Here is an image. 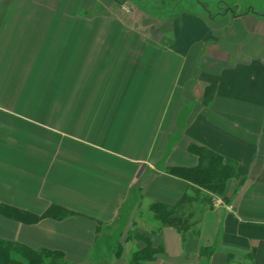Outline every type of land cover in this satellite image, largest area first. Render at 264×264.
<instances>
[{
  "label": "crops",
  "instance_id": "obj_1",
  "mask_svg": "<svg viewBox=\"0 0 264 264\" xmlns=\"http://www.w3.org/2000/svg\"><path fill=\"white\" fill-rule=\"evenodd\" d=\"M123 8L0 0V205L73 213L35 224L0 215V239L70 264H129L142 243L130 239L115 258L97 242L133 209L138 234L160 249L145 264H264V92L237 94L228 79L264 71V19ZM191 147L235 170L221 195L192 181ZM192 189L203 203L195 232L152 234L150 205Z\"/></svg>",
  "mask_w": 264,
  "mask_h": 264
},
{
  "label": "trees",
  "instance_id": "obj_2",
  "mask_svg": "<svg viewBox=\"0 0 264 264\" xmlns=\"http://www.w3.org/2000/svg\"><path fill=\"white\" fill-rule=\"evenodd\" d=\"M120 1V0H118ZM190 150L198 156L199 168L190 170L193 182L197 186L213 195H221L225 183L236 176L235 170L228 164H224L221 158L208 153L200 148L191 147ZM197 189H192L175 205L169 206L158 202L150 205L152 225L157 234L164 228H173L181 237L187 233H194L200 218L199 210L203 204L196 201ZM203 199V198H202ZM0 215L25 224H35L42 218L63 219L73 215L58 207H50L42 216H35L5 205H0ZM135 241L142 243V247L134 250L129 258V264H145L154 260L160 249H154L152 242L143 235H135ZM132 240V239H131ZM123 246L117 249L116 255L122 254ZM0 264H70L59 251L46 249L31 250L21 244L0 239Z\"/></svg>",
  "mask_w": 264,
  "mask_h": 264
},
{
  "label": "rangeland",
  "instance_id": "obj_3",
  "mask_svg": "<svg viewBox=\"0 0 264 264\" xmlns=\"http://www.w3.org/2000/svg\"><path fill=\"white\" fill-rule=\"evenodd\" d=\"M124 6V11L129 13L131 9L137 7L144 8L149 14L158 18H170L173 15L177 16L182 12H200L203 17L214 19L216 17H232L234 15H247L259 18L264 16V0H178L174 5L173 0H120ZM200 3V6H196ZM173 4V5H172ZM143 9V10H144ZM141 10V9H140ZM130 220L124 217L121 218L120 224L111 225L107 231L101 232V239L98 240L100 245H113L112 254L117 257L116 252L120 245L124 246L133 240L135 232L138 234L139 216L130 209ZM134 213V215H133ZM142 231V230H141ZM129 245L126 246V252L129 250ZM123 253V250H122ZM122 255V254H121ZM113 257V255H111ZM98 264V263H97Z\"/></svg>",
  "mask_w": 264,
  "mask_h": 264
},
{
  "label": "bare ground",
  "instance_id": "obj_4",
  "mask_svg": "<svg viewBox=\"0 0 264 264\" xmlns=\"http://www.w3.org/2000/svg\"><path fill=\"white\" fill-rule=\"evenodd\" d=\"M255 70L259 71L258 75H255V77L249 81V75L247 73H242V74H238V75H234L231 76L230 80L235 82V85L238 87L239 86V90H237V94H241L244 96H249V97H254L256 92H264V71L262 68L256 67ZM249 88L253 89V90H249ZM236 92V89H235ZM199 129H201L200 131L203 132L204 134H206L207 136H210L212 139H215L217 141L222 142L225 146L229 147L231 150H234L238 153H240L243 156V159L245 160L248 155L249 152L246 151L244 148L237 146L233 143H230L224 139H222L221 137L217 136L216 134L203 129L201 127H199ZM264 260V243L262 244V254L260 257V262Z\"/></svg>",
  "mask_w": 264,
  "mask_h": 264
},
{
  "label": "flooded vegetation",
  "instance_id": "obj_5",
  "mask_svg": "<svg viewBox=\"0 0 264 264\" xmlns=\"http://www.w3.org/2000/svg\"><path fill=\"white\" fill-rule=\"evenodd\" d=\"M177 1H178V0H173V3H174V5H176V4H177V3H176ZM196 1H197V0H196ZM172 5H173V4H172ZM196 6H198V7H199V6H200V3H198V5H196ZM263 19H264V16H263Z\"/></svg>",
  "mask_w": 264,
  "mask_h": 264
}]
</instances>
